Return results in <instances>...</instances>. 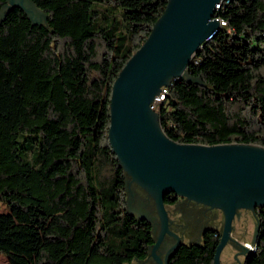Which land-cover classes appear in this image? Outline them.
Instances as JSON below:
<instances>
[{"label": "trees", "instance_id": "obj_1", "mask_svg": "<svg viewBox=\"0 0 264 264\" xmlns=\"http://www.w3.org/2000/svg\"><path fill=\"white\" fill-rule=\"evenodd\" d=\"M31 1L46 26L17 9L0 20V203L9 209L0 254L8 264L145 260L154 237L125 209V177L107 139L109 102L167 0ZM226 1L216 12L225 26L187 67L202 85L172 81L159 124L178 144L264 148V0ZM176 200L166 195L165 208ZM253 217L256 242L242 264H264V208ZM220 237L204 229L168 264H213Z\"/></svg>", "mask_w": 264, "mask_h": 264}, {"label": "water", "instance_id": "obj_2", "mask_svg": "<svg viewBox=\"0 0 264 264\" xmlns=\"http://www.w3.org/2000/svg\"><path fill=\"white\" fill-rule=\"evenodd\" d=\"M221 2L167 0L147 39L125 63L111 88L108 143L124 174L126 197L129 187L135 185L154 205L160 223L157 236L151 220L129 211L125 199L126 211L151 225L154 240L147 257L156 264H168L183 244L168 229L164 197L169 194L221 212L223 225L213 264H221V253L229 242L237 246L236 261L238 254L244 258L252 251L256 242L257 223L249 244L238 245L231 232L241 211L254 216L256 209L264 208V148L234 143L178 144L166 137L158 113L150 108L172 81L202 85L200 79L189 75L187 67L197 50L220 30L214 17ZM13 9L23 12L33 25H47L46 14L31 0H6L0 20ZM165 234L172 235L176 243L161 260L156 252Z\"/></svg>", "mask_w": 264, "mask_h": 264}, {"label": "rangeland", "instance_id": "obj_3", "mask_svg": "<svg viewBox=\"0 0 264 264\" xmlns=\"http://www.w3.org/2000/svg\"><path fill=\"white\" fill-rule=\"evenodd\" d=\"M38 18V16H35ZM39 21H42V18L39 16ZM139 192L138 188L135 185H131L129 187L127 197L128 198V209L137 215H144L149 220H151L155 235L157 236L160 223L157 219L156 212L152 200L146 201L137 197V193ZM143 194V193H142ZM144 195V194H143ZM168 209V208H166ZM9 214V209L2 203H0V230L4 229L6 226V220ZM177 217V216H176ZM179 217V215H178ZM183 220V219H182ZM206 225H210L213 228H217L220 232L222 230L223 225V216L221 212L214 210L211 213L209 220L203 219ZM186 224V223H185ZM255 228V219L251 212L249 211H241L240 217L233 222V230L231 232V238L238 242V245H245L252 242L253 233ZM198 228L195 224H190L183 230L181 235L183 243H191V242H199ZM234 247L235 242H229L224 250L221 253L220 262L221 264H242L243 257L241 255H237V260H234V256L237 254L238 250ZM0 264H8L7 258L0 254ZM137 264V263H134Z\"/></svg>", "mask_w": 264, "mask_h": 264}, {"label": "flooded vegetation", "instance_id": "obj_4", "mask_svg": "<svg viewBox=\"0 0 264 264\" xmlns=\"http://www.w3.org/2000/svg\"><path fill=\"white\" fill-rule=\"evenodd\" d=\"M142 193L143 192L139 190V192L137 193V197H139L142 200L150 201L146 197V195L144 193L143 195ZM167 211L169 215L168 229L170 232L178 236L181 242L183 240L181 237L183 230L186 227H188L190 224H195L196 227L198 228L197 232L199 235V239H201V235L204 229L208 227H212L210 225H206L205 222L203 221L204 218L206 220H209L211 213H213L214 211V210L208 209L207 207L197 205L195 203L188 202V201H183L181 199H177L172 204V206L168 207ZM175 243H176V240L172 235H168V234L164 235L160 243V246L156 252L157 255H159L161 260H164L168 251L172 248V246ZM136 263L137 264H156V262L151 257H147L145 260H142Z\"/></svg>", "mask_w": 264, "mask_h": 264}, {"label": "built area", "instance_id": "obj_5", "mask_svg": "<svg viewBox=\"0 0 264 264\" xmlns=\"http://www.w3.org/2000/svg\"><path fill=\"white\" fill-rule=\"evenodd\" d=\"M214 18H215V20L217 21L216 11H215V17H214ZM217 22L219 23V26H224V23H223V22H219V21H217ZM165 94H166V88H163V89L161 90L160 95L154 99L152 105L150 106V108H151L153 111H155V112L157 111L159 105H160L161 102L163 101V97L165 96Z\"/></svg>", "mask_w": 264, "mask_h": 264}, {"label": "bare ground", "instance_id": "obj_6", "mask_svg": "<svg viewBox=\"0 0 264 264\" xmlns=\"http://www.w3.org/2000/svg\"><path fill=\"white\" fill-rule=\"evenodd\" d=\"M227 2H228V1H226V0H222L221 4L216 6V12H217L218 10H220V9L224 6V4H226ZM217 21L222 22V21H220L218 18H217ZM224 26H225V23H224ZM224 26H223V27H224ZM219 27H222V26H219ZM252 250H253V249H252Z\"/></svg>", "mask_w": 264, "mask_h": 264}]
</instances>
